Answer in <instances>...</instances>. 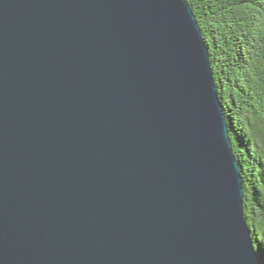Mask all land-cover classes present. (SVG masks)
<instances>
[{"label":"water","instance_id":"95a60500","mask_svg":"<svg viewBox=\"0 0 264 264\" xmlns=\"http://www.w3.org/2000/svg\"><path fill=\"white\" fill-rule=\"evenodd\" d=\"M187 0H0V264H264Z\"/></svg>","mask_w":264,"mask_h":264},{"label":"trees","instance_id":"16d2710c","mask_svg":"<svg viewBox=\"0 0 264 264\" xmlns=\"http://www.w3.org/2000/svg\"><path fill=\"white\" fill-rule=\"evenodd\" d=\"M209 49L242 170L245 217L264 255V0H187Z\"/></svg>","mask_w":264,"mask_h":264}]
</instances>
